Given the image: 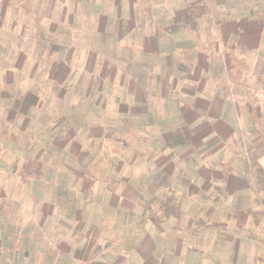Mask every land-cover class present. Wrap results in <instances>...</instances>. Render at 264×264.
Segmentation results:
<instances>
[{"label": "rangeland", "instance_id": "374dc122", "mask_svg": "<svg viewBox=\"0 0 264 264\" xmlns=\"http://www.w3.org/2000/svg\"><path fill=\"white\" fill-rule=\"evenodd\" d=\"M184 1L193 21L199 23L202 39L200 43L197 32L189 31L197 45L189 51L190 56L195 61L203 58L211 66L205 76L199 75L196 68L187 67L189 76L168 69L166 90L172 96L187 82L199 89L201 81L203 88L199 94L209 97L216 116L220 99L231 103L234 113L227 114L225 120L208 119L213 131L200 148L189 144L184 151H175L163 140L168 132L175 131L174 127L169 131L168 127L147 125L152 123L149 121L152 113L139 114L134 110L120 113L119 123L130 132L117 135L113 134L112 126L104 123L111 120L93 115L96 109L100 114V105L87 111L88 104L84 102L83 132L79 129L80 134L70 137L78 143L83 141L84 146L75 151L76 159L68 155L64 162L58 151L49 153L46 142L38 140L45 129L30 122L29 130L35 133L28 140L31 158L47 166L65 167L63 174L71 180L67 182L70 195L80 201V208L76 212L66 209L63 200L47 190L48 186L43 189L42 183L28 184L26 192L25 185L18 182L12 193H6V198L0 194V213L21 228L14 246H21L26 228L28 238L43 249L25 258L26 264L32 257L42 264L40 260L46 256L54 259L55 264V259H59L55 249L64 244L70 256L90 246L84 255L89 260L76 259L72 264H117L123 256L128 259L125 264H143L138 247L147 239L153 241L156 254L161 256L169 251L171 264H264V175L258 165L264 153V0ZM43 7L45 11L43 0H0V45L3 49L10 48L0 61L1 113L13 105L18 93L25 95L33 88L39 92V103L46 111L57 104L56 99L49 98L54 82L46 73L55 56L44 55L40 44L32 38L47 26L44 21L47 16L53 10L55 15L61 13L63 6L59 0H52L46 12ZM249 20L252 28L254 25L259 28L252 29V43L248 46L242 42ZM30 50L35 57L21 63V51L27 56ZM74 63V67L80 68V76L83 69L80 52ZM14 68H18L16 76L7 78V71ZM108 70L110 73L111 68ZM79 76H75V81ZM126 84L119 76L109 92L108 86L102 93L96 85L94 101L102 95L110 102L118 101ZM154 105V111L166 118L163 104ZM74 120L79 128L78 119ZM127 121L133 126L142 122L148 130L143 131L142 125L141 130L134 129ZM98 124L99 128H94ZM45 127L52 131L48 144L68 134L64 124L53 126L49 120ZM98 133L102 137H97ZM104 136L109 139L104 140ZM68 148L61 150L62 155ZM238 180L245 185L238 186ZM1 183L7 186L6 182ZM40 192H46L47 196H41ZM50 200L60 208L51 207L43 213L42 205ZM7 202L11 208L5 207ZM105 241H110L111 246ZM35 261L33 264H37ZM46 262L49 264L48 259Z\"/></svg>", "mask_w": 264, "mask_h": 264}, {"label": "trees", "instance_id": "16d2710c", "mask_svg": "<svg viewBox=\"0 0 264 264\" xmlns=\"http://www.w3.org/2000/svg\"><path fill=\"white\" fill-rule=\"evenodd\" d=\"M59 1L63 6L61 13L55 15L53 10L44 20L42 13L46 12L52 0H43L46 9L44 11L43 7L41 19L47 21V26L44 29L40 28L37 35L32 38L36 44H40L44 55L55 56L51 67L46 69V73L50 74L54 82V88H50L49 98L56 99L57 104L46 111L39 103V92L33 88L25 95L18 93L13 105L7 108L6 113L0 112V194L6 198V193H12L18 182L23 183L25 187L30 183L38 185L42 183L40 186L43 189L48 186L47 190H51L53 195L63 200L62 204L68 207L66 209H76V212L80 208V201H75V196L72 198L70 195V185L67 183L70 177L63 174L65 167L60 164L47 166L43 161L31 158L28 140L33 139L31 136L35 133L29 130L30 122L37 123V126L45 129L43 132L45 134L40 133L38 140L46 142L45 146H48L49 153L58 151L59 158L64 162L68 155L76 159L75 151H79L84 146L83 141L78 143L70 137L77 135L86 122V114H83L85 103L88 104L87 111L100 105L103 113L99 114L96 109L93 115L106 116L111 120L104 123L112 126L113 134L117 135H127L130 132L119 123L120 113L121 115L124 112L132 113L133 110L139 114L145 111L152 113L149 120L152 123L147 125H159L160 128L168 127L169 129L174 127L175 131L164 136L163 140L175 151H184L189 144L195 145L196 149L200 148L203 140L213 131L207 119H213L215 122L218 117L213 113L215 108H210L209 102L198 96L200 89L203 88L201 81H199V89L187 82L182 84L178 93L172 96L166 90L168 69H175L176 72L189 76L187 67L191 70L196 68L201 75L203 71L206 72L209 69L208 66H211L203 58H197L195 61L190 56L189 51L197 45L191 40L189 31L194 29L197 32V40L200 43L202 39L199 23L193 21L192 14H189L190 9L184 0ZM180 1L181 4L177 5ZM70 2L73 3L72 7ZM244 27V31L248 32L243 36L242 44L249 46L252 43V29L256 31L259 27L254 25L252 28V20H249ZM17 48L23 47L17 46ZM8 50L10 48L3 49L0 45V61ZM79 52L83 60L80 76L78 72L80 68L74 67V60ZM33 57H35L33 50H30L27 56L21 51L19 61L23 63L24 60H31ZM16 73L18 68L10 69L7 71V78L16 76ZM33 73L35 74V71ZM86 74L91 75L90 79ZM75 76H79L77 81ZM119 76L122 82L127 83V87L121 91V99L110 102L102 95L94 101L93 93L96 85L98 89L100 87L102 93L108 86L106 90L109 92L112 82ZM131 99L132 102H129ZM93 102L97 103L92 104ZM156 102L163 104L166 118L161 117L160 112L154 111ZM109 105H115L118 108L109 110ZM212 107H215L214 104ZM46 112L50 115L45 116ZM75 118L78 119L76 121L79 123V128L74 125ZM97 119L100 120V118ZM49 120L53 126L64 124L68 128V134L62 140L57 137L51 144L50 142L48 144V139L52 131H48L47 126L45 127ZM126 123L129 126L132 125L130 121ZM137 123H139L138 126L131 127L141 130L139 126L143 127L142 122ZM94 128H99V124ZM142 130L147 131L148 128L143 127ZM35 131L42 132L39 129ZM91 133L94 134L92 131ZM57 134L60 135V133ZM100 135L102 133H98L97 137H102ZM106 139L109 137L104 136V140ZM66 146L69 148L64 156L61 150L63 149L64 152ZM182 159H186V156ZM1 181L6 182L7 186H2ZM25 191L27 192V187ZM40 195L47 196L46 192H40ZM37 202L38 200L36 201L38 205ZM52 203L53 200H50L43 204L42 212L45 213L47 209L50 211L51 207H59ZM11 206L10 202L5 205L7 208ZM20 230L21 228L16 227L13 220L0 213V264H26L25 258L29 257L33 251H43L37 246L38 244L28 238L26 228L23 229L21 246L15 247L13 242L18 238ZM105 242L109 243L107 246L111 244L110 241ZM152 242L149 239L144 240L138 247L142 263L171 264L169 251L162 253L161 256L156 254L157 250ZM89 248L88 245L82 251L77 250L73 256H70L67 245H59L55 249V255L59 258L55 259V264H59L60 261L72 264L76 259L89 260L87 256H84L87 255ZM47 259L49 264H54V259H49L47 256L42 257L40 261L42 264H47ZM35 260L32 257L28 262L33 264ZM127 262L128 259L123 256L118 259L117 264Z\"/></svg>", "mask_w": 264, "mask_h": 264}, {"label": "crops", "instance_id": "0c3cea01", "mask_svg": "<svg viewBox=\"0 0 264 264\" xmlns=\"http://www.w3.org/2000/svg\"><path fill=\"white\" fill-rule=\"evenodd\" d=\"M188 71V70H187ZM189 72V71H188ZM212 74V72H210ZM190 74V73H189ZM207 72L203 71L201 73V75H206ZM199 97H202L204 99H206L208 102H210V99L209 97H204L203 94H199L198 95ZM213 105V104H212ZM216 111H217V117H219V119L221 118L222 120H225V116H227V114L229 115L230 112L234 113V110H232V105L231 103L223 100V99H220V101L218 102V106L216 108ZM199 112V111H198ZM200 114V112L198 113ZM204 115V114H203ZM207 116V114H206ZM208 120V119H207ZM168 130L170 131V129L168 128ZM173 132V131H172ZM170 134V132L167 133V135ZM258 165L260 167V170L262 171V174L264 175V153L261 155L260 159H259V162H258ZM238 186L240 185L243 186L245 185L243 180H238ZM240 189V188H239ZM236 190V189H234ZM236 192V191H235ZM241 208V207H240ZM240 210V209H239ZM251 211V209H250Z\"/></svg>", "mask_w": 264, "mask_h": 264}]
</instances>
